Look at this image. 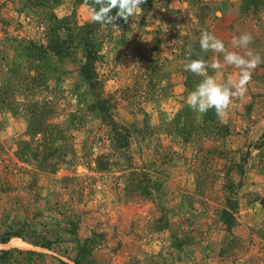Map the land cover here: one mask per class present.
Segmentation results:
<instances>
[{
    "label": "rangeland",
    "instance_id": "1",
    "mask_svg": "<svg viewBox=\"0 0 264 264\" xmlns=\"http://www.w3.org/2000/svg\"><path fill=\"white\" fill-rule=\"evenodd\" d=\"M99 7L0 0V264H264V63L199 122L183 68L189 45L223 62L205 29L264 58V0H146L117 27Z\"/></svg>",
    "mask_w": 264,
    "mask_h": 264
},
{
    "label": "clouds",
    "instance_id": "2",
    "mask_svg": "<svg viewBox=\"0 0 264 264\" xmlns=\"http://www.w3.org/2000/svg\"><path fill=\"white\" fill-rule=\"evenodd\" d=\"M145 2L146 0H94L100 7L93 19L98 23L117 27L114 21L123 18L127 22L141 10L140 5ZM113 9L116 10L115 15L112 14ZM253 42L254 37L249 32L233 36L230 41L231 47L245 50L241 54L239 51L229 50L221 39L208 30H202L199 37L201 51L222 54L223 62L218 59L211 62H206L203 58L192 59V46H188V57L183 63L184 71L202 78L186 97V104L196 113L198 122L200 117L212 109L218 117L223 118L233 100L242 99L246 95L253 70L264 63V58L250 49L249 46ZM225 66H231L238 71L234 75H229L224 82H218L214 75L209 74V69L220 73Z\"/></svg>",
    "mask_w": 264,
    "mask_h": 264
},
{
    "label": "trees",
    "instance_id": "3",
    "mask_svg": "<svg viewBox=\"0 0 264 264\" xmlns=\"http://www.w3.org/2000/svg\"><path fill=\"white\" fill-rule=\"evenodd\" d=\"M150 1L153 2L154 0H150ZM160 1H168L169 2L171 0H160ZM58 54L62 55V56L64 55L62 53V51L61 52L59 51ZM96 58H97V53L96 52L94 54L93 53L92 54H87L85 65L82 67V70H81L82 76L85 77L88 81H90L92 83H94L96 78H97L96 77V75H97L96 74V69H95V59ZM94 87L95 86H93V88ZM100 97H101V94H98V98H100ZM98 108H99L100 112H102L103 114L110 115L109 114L110 111H111L110 107H108L106 105V101L104 99L101 98L98 101ZM113 124H114L115 127L117 126V124L115 122H113ZM117 128H119V127L117 126ZM120 128L122 130H124V131H128L126 128H123L121 126H120ZM8 242H9V239H7V238L1 241V243H3V244H7ZM80 247H82V246H80ZM7 254H8V251H5V252H2V254H0V256L7 255ZM76 264H81V262L76 260Z\"/></svg>",
    "mask_w": 264,
    "mask_h": 264
}]
</instances>
